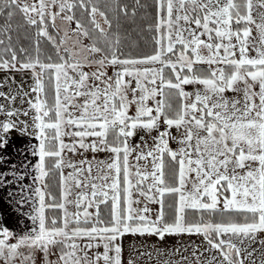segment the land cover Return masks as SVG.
<instances>
[{
	"label": "snow or ice",
	"instance_id": "snow-or-ice-1",
	"mask_svg": "<svg viewBox=\"0 0 264 264\" xmlns=\"http://www.w3.org/2000/svg\"><path fill=\"white\" fill-rule=\"evenodd\" d=\"M0 73V264H264V0H0Z\"/></svg>",
	"mask_w": 264,
	"mask_h": 264
},
{
	"label": "rangeland",
	"instance_id": "rangeland-1",
	"mask_svg": "<svg viewBox=\"0 0 264 264\" xmlns=\"http://www.w3.org/2000/svg\"><path fill=\"white\" fill-rule=\"evenodd\" d=\"M87 43V41H86ZM4 79V74L0 73V80ZM26 80L27 77H24ZM16 81L19 83L21 81V76L19 74L16 75ZM23 119V117H22ZM12 135H18L13 133ZM19 136V135H18ZM102 158V157H101ZM79 159V157H76ZM1 195V193H0ZM1 201V199H0ZM8 214L5 212V207L2 202H0V224H8ZM28 223H31L30 221ZM31 225V224H30ZM28 224V227H30ZM24 229V228H23ZM11 230V229H10ZM21 231V230H20ZM19 233V232H17ZM200 243V240L196 237H174V238H166L165 241L161 242L156 237H132L127 236L124 238L123 244L125 249V260L129 258L131 255L134 258L138 259V264H155V261H149L147 257H139V252L148 250L152 251L153 246L158 248L172 249V248H183L185 246L191 245L195 247ZM139 250V251H137Z\"/></svg>",
	"mask_w": 264,
	"mask_h": 264
},
{
	"label": "crops",
	"instance_id": "crops-1",
	"mask_svg": "<svg viewBox=\"0 0 264 264\" xmlns=\"http://www.w3.org/2000/svg\"><path fill=\"white\" fill-rule=\"evenodd\" d=\"M30 138L28 137H20L18 135H12V146L8 148L7 155L9 156L11 162L15 163L19 166L23 161L21 158L18 149H23ZM11 167L10 164L4 166L3 169L0 170H9ZM11 179V177H9ZM30 183V179L28 181ZM18 190L17 186L6 185L3 188H0V199L5 207V212L8 214L9 223L6 224L11 230H15L16 232H20L23 228H28L29 220L27 216L24 214L25 209L23 206H18L14 200L10 197V193H16Z\"/></svg>",
	"mask_w": 264,
	"mask_h": 264
},
{
	"label": "trees",
	"instance_id": "trees-1",
	"mask_svg": "<svg viewBox=\"0 0 264 264\" xmlns=\"http://www.w3.org/2000/svg\"><path fill=\"white\" fill-rule=\"evenodd\" d=\"M145 50H147V49H145Z\"/></svg>",
	"mask_w": 264,
	"mask_h": 264
}]
</instances>
